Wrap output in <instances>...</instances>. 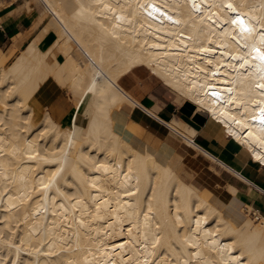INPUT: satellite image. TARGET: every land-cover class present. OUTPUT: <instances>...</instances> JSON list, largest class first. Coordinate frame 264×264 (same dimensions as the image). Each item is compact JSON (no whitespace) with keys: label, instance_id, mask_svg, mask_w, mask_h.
Returning <instances> with one entry per match:
<instances>
[{"label":"bare ground","instance_id":"obj_1","mask_svg":"<svg viewBox=\"0 0 264 264\" xmlns=\"http://www.w3.org/2000/svg\"><path fill=\"white\" fill-rule=\"evenodd\" d=\"M21 3L43 28L8 63L0 58V264H264L259 208L248 204L236 222L182 174L177 154L161 162L116 125L136 106L120 78L145 68L264 169V0ZM51 28L57 38L43 49ZM50 76L84 102L73 125L49 110L36 117L31 99ZM166 124L264 194L191 142L189 121Z\"/></svg>","mask_w":264,"mask_h":264},{"label":"crops","instance_id":"obj_2","mask_svg":"<svg viewBox=\"0 0 264 264\" xmlns=\"http://www.w3.org/2000/svg\"><path fill=\"white\" fill-rule=\"evenodd\" d=\"M22 1L17 0L0 9V56L3 53L7 59L11 57L10 60L19 53L22 47L28 45L43 28L42 23L32 28L37 9L27 10L22 5ZM17 4L20 7L16 8ZM56 38L57 31L51 28L41 37L39 46L46 49ZM58 56L60 60L64 59L63 54L58 53ZM160 84L165 86L157 76L141 67L135 68L120 78L119 85L136 101V106L132 111L126 112L124 116H117L118 130L136 148L154 153L161 162H167L177 154L182 174L193 179V184L236 222H240L245 217L248 204L264 211V201L258 198L259 195H262L261 191H258L259 189L254 184L241 180L219 164L212 163L211 166L214 164L220 170L222 189L210 188L194 178L192 171L184 165L183 156L191 154L202 158L206 155L202 151L188 146L184 138L166 124L168 120L171 121L176 116H181L197 128L195 140L202 148L225 161L232 168L239 169L251 181L264 188V171L251 161L250 156H247L248 153L243 151V147L237 141L223 131L221 124L205 112L196 110L192 104L183 106L178 104L169 91L158 86ZM69 87V84L59 83L54 76L48 77L31 99L37 116L43 114V111L49 110L62 125H73L76 117L83 110L84 102L75 105V98H73V92L68 90ZM190 106L191 108H189ZM210 170L213 169L210 168ZM214 172L217 174L216 171ZM227 183L236 184L239 192L230 194Z\"/></svg>","mask_w":264,"mask_h":264},{"label":"rangeland","instance_id":"obj_3","mask_svg":"<svg viewBox=\"0 0 264 264\" xmlns=\"http://www.w3.org/2000/svg\"><path fill=\"white\" fill-rule=\"evenodd\" d=\"M33 28V27H32ZM1 59L6 60L8 63L10 59H7L6 56L1 53L0 56ZM160 88H164V90H167L170 92L171 95H175L172 91H170L168 88H166L163 85H158ZM175 99V97H174ZM176 102V101H175ZM38 117V116H36ZM220 124V123H219ZM186 142V141H185ZM244 152L246 150L243 149ZM184 165L186 168L192 171L194 174V178L198 181L202 182L204 185L209 186L210 188H220L222 189V180H221V173L215 174V172L210 170V165L214 163L211 159H209L206 156H203L202 158L197 157L196 155H184ZM216 166V165H215ZM261 168V166H259ZM212 168V167H211ZM262 169V168H261ZM222 170V169H221ZM264 171V169H262ZM259 199L264 201V194L258 196ZM264 213V211H262Z\"/></svg>","mask_w":264,"mask_h":264},{"label":"built area","instance_id":"obj_4","mask_svg":"<svg viewBox=\"0 0 264 264\" xmlns=\"http://www.w3.org/2000/svg\"><path fill=\"white\" fill-rule=\"evenodd\" d=\"M148 112L151 113L149 110H148ZM176 133H178L182 138L186 137V136H185L183 133H181V132H176ZM186 138H187V137H186ZM189 140H190L191 142H193V143L198 144V143L196 142V140H195V136L190 137Z\"/></svg>","mask_w":264,"mask_h":264}]
</instances>
